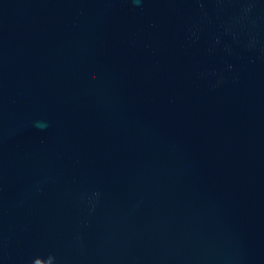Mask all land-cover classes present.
Returning a JSON list of instances; mask_svg holds the SVG:
<instances>
[{
  "label": "water",
  "instance_id": "water-1",
  "mask_svg": "<svg viewBox=\"0 0 264 264\" xmlns=\"http://www.w3.org/2000/svg\"><path fill=\"white\" fill-rule=\"evenodd\" d=\"M0 264H264V0H0Z\"/></svg>",
  "mask_w": 264,
  "mask_h": 264
}]
</instances>
